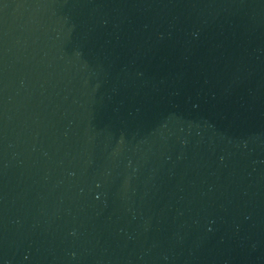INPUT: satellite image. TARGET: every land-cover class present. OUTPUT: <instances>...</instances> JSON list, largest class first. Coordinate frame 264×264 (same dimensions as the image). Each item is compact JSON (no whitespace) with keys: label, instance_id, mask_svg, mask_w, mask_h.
I'll return each instance as SVG.
<instances>
[{"label":"water","instance_id":"water-1","mask_svg":"<svg viewBox=\"0 0 264 264\" xmlns=\"http://www.w3.org/2000/svg\"><path fill=\"white\" fill-rule=\"evenodd\" d=\"M0 264H264V0H0Z\"/></svg>","mask_w":264,"mask_h":264}]
</instances>
